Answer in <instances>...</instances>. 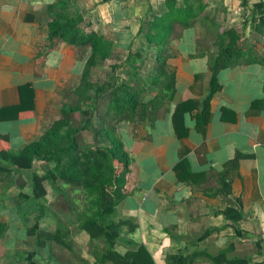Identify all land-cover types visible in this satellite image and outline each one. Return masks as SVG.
<instances>
[{"label": "crops", "instance_id": "crops-1", "mask_svg": "<svg viewBox=\"0 0 264 264\" xmlns=\"http://www.w3.org/2000/svg\"><path fill=\"white\" fill-rule=\"evenodd\" d=\"M261 1L205 0L192 26L175 25V38L163 49L164 72H156L150 58L133 74L130 63L123 64L128 48L163 0H68L82 27L112 41L108 66L118 49L125 53L114 63L127 66L123 80L144 83L138 97L148 103L145 113L107 122L129 157L114 219L135 225H121L117 252L141 245L153 264H171V256L190 258L187 264H264V32L250 60L219 69L213 81L209 60L216 49L206 37L212 26L232 27L253 46ZM53 2L0 0V149L16 151L40 139L74 100L88 47L49 41ZM135 45L133 50L150 49L142 40ZM102 63L90 67L89 82L97 83L93 75ZM0 165L6 169L0 173V264H110L98 261L81 230L73 231L78 248L70 243V249L28 232L53 231L58 220L69 244L66 224L74 220L64 223L57 211L47 212L64 209L47 181L44 213L38 214L27 172L1 159Z\"/></svg>", "mask_w": 264, "mask_h": 264}, {"label": "trees", "instance_id": "trees-1", "mask_svg": "<svg viewBox=\"0 0 264 264\" xmlns=\"http://www.w3.org/2000/svg\"><path fill=\"white\" fill-rule=\"evenodd\" d=\"M205 5V0H181L179 4L176 0H163V8L152 14L145 27H138L136 37L147 44L150 48L148 50L152 51L150 56L156 63L154 65L156 72H164L161 66L164 68L163 62L167 55L163 53V49L166 50V45L175 38V25L180 29L192 26L196 20H199L198 16L203 12ZM48 11L50 18L46 26L49 41L63 40L75 46L88 47L79 81L82 86L74 87L72 92L78 90L82 96L88 89L92 88L94 92L91 97L86 96L87 99L80 100L81 103L77 102V98L71 105L64 104L61 118L54 121L40 139L16 151L8 148L0 149V159L10 163L15 170L27 172L26 182L30 187L31 200L37 205L38 214L44 213L41 202L45 194L43 181H47L57 194L64 196L69 205L68 211L75 214L73 219L77 221V229L85 232L89 241L99 240L102 243L101 252L94 248V251L98 252L97 258L100 263L108 261L110 264H153L149 254L141 245L123 253L113 249L121 225L125 224L127 230H132L135 225L127 219H114L115 208L123 199L122 185L129 157L112 127L105 125V119L117 121L127 116L126 114L145 113L148 103L141 102L138 97L144 83L135 78L126 81L113 75V69L126 62L130 63L132 73L135 74L136 69L146 64L141 54L144 52L133 50L129 46L123 64L111 62L109 65L110 76L107 75L100 83L89 82L87 75L90 67L110 57L112 41L88 29L87 25L82 27L81 14L76 11L70 12L68 0H54L49 4ZM251 28L253 34H263L264 13L260 14ZM208 31L216 49L209 60L212 81L219 69L236 65L240 60L246 62L245 58L250 60L259 47L260 40L257 36L254 39L255 44L248 47L244 45L246 41L244 35L232 27H211ZM151 79L155 84L154 78ZM73 112H76L80 118L85 116V120H78V117L74 119L71 115ZM93 118L96 119V123H93ZM69 121L78 122L75 123L76 127L71 128L72 130L68 127L63 128ZM87 129L93 133L91 136L93 143L100 134H103L101 140H104V144L93 145L86 142L78 144L73 133ZM6 147H8L7 143ZM33 165L38 166L41 173H37L36 166ZM5 170V167L0 165V173ZM65 185L67 188H61ZM66 191L83 195L84 204L80 206L81 209L77 207L75 210V203ZM56 222L53 231H39L32 228L28 232H33L37 238L51 240L70 249V244L64 241L65 235L60 229L61 224L58 220ZM217 253L222 255L224 252ZM218 256L212 258L213 261L220 260ZM169 259L171 264H187L191 260L177 259L176 256H171Z\"/></svg>", "mask_w": 264, "mask_h": 264}, {"label": "rangeland", "instance_id": "rangeland-1", "mask_svg": "<svg viewBox=\"0 0 264 264\" xmlns=\"http://www.w3.org/2000/svg\"><path fill=\"white\" fill-rule=\"evenodd\" d=\"M261 4L262 5H260V8H261L260 10H264V2L261 1ZM229 7H230V9L233 10V8L231 6H229ZM236 8H237V6H236ZM198 25H199L200 32H201V34L198 36V38H199V41L200 42H203V22H199ZM210 27H211V25H210ZM212 27L214 28V26H212ZM208 28L209 27H207V29ZM240 30L243 31V29H240ZM209 32L210 31H208V34H209ZM256 36L258 37V39H262V37H263V36H260V35H256ZM206 37L208 38V40H209V38L211 39L210 35H206ZM213 38H215V35H213ZM140 40L141 39H139L138 37H135L133 39L134 45L132 46V49H134V48L136 49V45L135 44L138 41H140ZM249 41H252V39H249ZM118 50L116 51V53L114 55H112V57L110 58V61H112V62H120V60H123L125 53L122 52L121 49H118ZM143 52L144 53H141V54L144 56L143 57V60H145L144 62L147 64V61L151 58L150 55H151L152 51L151 50H144ZM108 61H109V59H107L106 61H104L102 64L98 65L95 68V73L93 75V78H95V81L97 83H100L103 80V76H104L103 74L104 73L108 74L110 72V71H108L109 70V66H108V63L109 62ZM146 64H144V66ZM127 69H128L127 66H124V65L123 66H117V67H115V69H113V73H115L118 77H120V78L123 79V77H125L127 75V72H128ZM148 71L150 72L151 71V68ZM79 84L80 83H78L75 87L77 88V87H81L82 86L81 84L80 85ZM78 89H80V88H78ZM92 92H94L92 88L91 89H88L87 92L83 93V96H82L78 90H75V91L72 92V94H73V98L72 99L75 100V99L78 98L77 99V102H80L81 103L83 100L87 99L86 96L88 98L91 97ZM80 100H82V101H80ZM77 116H78V119H79L80 117H79L78 114H77ZM77 116H75V119L77 118ZM80 119L84 121L85 120V116H81ZM107 122H110V120L105 119V125L108 124ZM75 123H78V122L77 121H75V122L74 121H69V123H67L66 125H64L63 128L66 129L68 127L70 130H72L71 128L76 127V124ZM93 123H96V119H93ZM92 134H93L92 131L90 129H87V130L82 131V132L79 131L76 134L73 133V137H74V135L76 136V141H77L78 144H82L83 142H86L88 140H89L88 141V144H93V145L103 144L104 143V140H100L99 137H97L96 140H95V143H93L92 138L90 139V137L92 136ZM84 144H86V143H84ZM105 144H106V142H105ZM63 187L64 188H67L66 185L65 186H61V188H63ZM66 192H67V195L74 201V203H75L74 204L75 210H76L77 207H79V209H81L80 206L84 204L83 195L81 193H77V192H74V191H66ZM60 196H58V197H60ZM61 198H62L61 200H58L56 202V206H59L60 205L62 207V209L64 207L63 210H56L57 208H55V207L53 209L48 208L46 210H47L48 213L49 212H53V210L57 211L59 213L58 214V217H61L64 220V223H67L66 221L69 219V217H72V219H73V217H74L75 214L74 213H71L70 211H68L69 207H66V206H69V205L66 203V200H65L64 196H61ZM66 211L69 213L70 216H68L67 214H63V212H66ZM73 220H74L73 222H68L66 224V226H68L67 229H68V232H69V234H68L69 236H68V239L67 240H68L69 244L70 243L72 244V247L73 248H78L77 247V244L74 243V241L72 242V238H73V235H74L73 234V231H75V230L77 231L78 230L77 229V226H76L77 223H75L77 221H75V219H73ZM74 223H75V225H74ZM92 241H91L92 244L90 243L91 246H92V248L94 249L96 247L101 252L102 243L99 240L98 241L96 240V242H92ZM115 247L116 246L114 245V248ZM115 249H119V248L117 247Z\"/></svg>", "mask_w": 264, "mask_h": 264}]
</instances>
